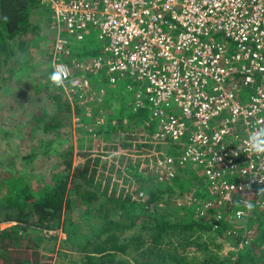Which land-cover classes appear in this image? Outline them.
Returning a JSON list of instances; mask_svg holds the SVG:
<instances>
[{
	"label": "built area",
	"instance_id": "1",
	"mask_svg": "<svg viewBox=\"0 0 264 264\" xmlns=\"http://www.w3.org/2000/svg\"><path fill=\"white\" fill-rule=\"evenodd\" d=\"M41 2L51 15L52 61L67 65L79 84L62 89L72 106L101 103L100 81L129 75L130 107L146 109L157 124L152 138L162 148L144 154L152 174L164 179L186 164L200 167L210 196L188 190L184 201L216 220L244 219L264 206V157L245 145L250 131L264 127V0ZM94 33L99 49L80 55Z\"/></svg>",
	"mask_w": 264,
	"mask_h": 264
},
{
	"label": "trees",
	"instance_id": "2",
	"mask_svg": "<svg viewBox=\"0 0 264 264\" xmlns=\"http://www.w3.org/2000/svg\"><path fill=\"white\" fill-rule=\"evenodd\" d=\"M50 21L49 6L41 0H0V73L5 66L12 75L18 72L21 76L28 59V35H36L35 39L47 36L49 41ZM16 38V46L24 51L22 56L16 55ZM98 49V44L93 48L88 45L80 55L95 54ZM11 58L18 65L9 64ZM106 93L101 103H90L94 114L106 103L114 106V101L105 98ZM52 94L71 111L62 89ZM74 111L83 122L77 126L81 132L77 147L88 156L83 163L74 164L71 144L64 151L58 148L57 154L64 157L63 167L52 170L48 180L31 183L24 176L0 173V210H6L0 221L15 222L0 227V264H54L56 259H65L66 263L60 260L59 264H264V206L254 207L243 220L226 218L225 214L216 220L210 214H201L195 203L184 201L174 207L162 204L165 194H174L179 188L192 191L195 187L202 199L210 196L208 182L202 181L201 174H194L199 170L191 164L178 169L173 177L160 179L146 172L148 166L141 158L130 161L127 165L132 172L138 171L141 183L135 185V193L112 177H101L103 169L116 159L109 161L108 157L91 154L92 134L112 137L117 133L120 149L125 145L132 148L134 138L137 141L148 135L153 139L157 124L146 109L135 111L123 105L117 113L114 107L93 130L87 125L97 118L85 114L86 107L80 103ZM49 119L46 130L62 122L53 116ZM139 190L142 198L138 197ZM59 227L66 232L67 249L44 246V239L53 240L55 236L42 232ZM34 231L41 233L40 238ZM226 240L235 247L223 253ZM123 251L130 257L122 258Z\"/></svg>",
	"mask_w": 264,
	"mask_h": 264
},
{
	"label": "rangeland",
	"instance_id": "3",
	"mask_svg": "<svg viewBox=\"0 0 264 264\" xmlns=\"http://www.w3.org/2000/svg\"><path fill=\"white\" fill-rule=\"evenodd\" d=\"M35 37L36 35L32 33L27 37L29 42L26 43L25 53L28 59L25 61L26 68L24 72H21V76L18 72H14L12 75L6 70L5 66L0 73V173L2 172L4 175L13 173L18 177L24 176L31 183H37L41 179L48 180L50 179V172L52 170L63 167L64 157L57 154L59 149H61L59 151H64L72 144L75 151L74 164L76 165L83 163L88 157L86 154L80 153L77 147V144L80 142L79 136L81 135L77 126L83 123L81 120H78L77 117L81 115L75 113V106H72V104L70 111L65 107L63 108L59 104V101H55L52 97V93L57 91V89L52 88L47 79L48 72L50 71L49 66L52 62L51 35L50 33L48 35L50 38L49 41L47 40V36L40 35V37L38 36L36 39ZM70 39L73 41V45L77 44V40L74 36H70ZM15 41H18V38L14 40L16 55H24V51L16 46ZM98 42L99 39L96 33L88 35L84 41V43L88 44L91 48L96 46ZM14 63L18 65L16 60L11 58L9 64ZM130 81L131 77H129V75L120 76L117 83H109V85L105 80L100 81V84L107 88L105 98L114 101V106L109 107V104L106 103L104 106L100 107V110L96 114H94V110H92L93 108H91L90 105L85 107L91 108L93 116L102 115L105 119V113L113 112L114 107L117 113H119L118 109L123 105L126 107L128 105L130 108V103L134 98V90H129L127 87ZM64 97L63 94V98ZM49 116L59 118L62 121L61 124L57 128L46 130L45 123L50 120ZM93 125L98 126L99 122L95 121L91 123L89 128ZM132 132L136 133L133 130ZM133 133H131V137ZM91 137V145L93 148V153L91 154H100L102 157H108L109 161L112 158L116 159V161L103 169L101 177L104 180L112 177V181L115 180L120 185L126 184L127 187L131 189L132 193H135L137 189L134 188L135 185L141 183L138 179V171L132 172L133 170L130 169L127 164L139 158L144 161L145 153L154 155L162 148L161 146L158 148V142L150 139L148 135L147 137L141 136L137 141L136 138H134L132 148H130L129 145H125L121 149L117 147L120 144L118 143L120 140L117 138V133H114L112 137H102L98 134H93ZM51 139H53V141L50 145L48 142ZM140 142L145 143V145L142 146ZM32 153H36V155L33 156ZM191 166L199 170V172H197L194 168L190 167V169L196 171L194 174L197 173V175H200L202 173L200 167L195 165ZM146 172L152 173L149 167ZM202 181L206 182L204 176H202ZM6 190L5 188L3 192ZM188 190L186 188L184 191L187 192ZM193 190H196V188L194 187ZM184 191L182 188H179L174 194H165L162 198V204L167 205V207H174L175 205L182 204L185 200ZM142 193V190H139V198H142ZM196 195L198 194L196 193ZM205 198L208 199L209 196ZM198 208L200 209V207ZM5 211L6 210H0V217L4 216ZM12 223L15 222L9 220L0 221V227L3 228ZM231 223L232 222H230V224ZM134 229H136V227ZM39 231H34V233L38 235ZM42 233L45 236H55L53 240L44 239L42 241L44 246H55L56 250L59 247L67 249L66 232L64 228L45 229ZM40 235L41 233L38 235L39 238ZM234 247L235 244H233L232 241L226 240L224 241L221 252L225 253ZM120 255L122 258L127 256L130 257L129 253L126 251H123ZM60 260L66 263L65 259H56L54 264H59Z\"/></svg>",
	"mask_w": 264,
	"mask_h": 264
},
{
	"label": "clouds",
	"instance_id": "4",
	"mask_svg": "<svg viewBox=\"0 0 264 264\" xmlns=\"http://www.w3.org/2000/svg\"><path fill=\"white\" fill-rule=\"evenodd\" d=\"M7 20V17H4ZM50 71L48 72L47 79L50 82L52 88L64 89L66 86L77 88L79 86L78 81L74 78L70 79L71 73L67 65L59 63L53 60L50 64ZM246 148L252 154L258 157H264V127H257L250 131L247 135L245 142ZM257 178V176H253ZM260 182L264 183V177H259ZM260 194H264V188L259 190ZM253 205L247 204L248 208Z\"/></svg>",
	"mask_w": 264,
	"mask_h": 264
}]
</instances>
